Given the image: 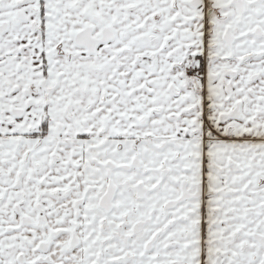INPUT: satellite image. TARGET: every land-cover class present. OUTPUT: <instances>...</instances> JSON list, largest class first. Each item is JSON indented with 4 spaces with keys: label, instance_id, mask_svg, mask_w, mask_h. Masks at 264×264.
<instances>
[{
    "label": "snow or ice",
    "instance_id": "1",
    "mask_svg": "<svg viewBox=\"0 0 264 264\" xmlns=\"http://www.w3.org/2000/svg\"><path fill=\"white\" fill-rule=\"evenodd\" d=\"M0 264H264V0H0Z\"/></svg>",
    "mask_w": 264,
    "mask_h": 264
}]
</instances>
